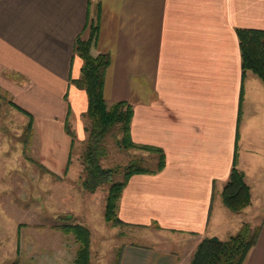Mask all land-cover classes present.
Instances as JSON below:
<instances>
[{"label": "crops", "instance_id": "0c3cea01", "mask_svg": "<svg viewBox=\"0 0 264 264\" xmlns=\"http://www.w3.org/2000/svg\"><path fill=\"white\" fill-rule=\"evenodd\" d=\"M95 23L91 52L110 58L106 104L128 103L132 142L165 155L161 172L129 179L117 215L127 227H155L167 248L128 245L119 264H189L204 238L228 239L248 223L251 184L264 179V85L242 71L236 34L264 31V0H0V92L32 117L54 172L69 157L65 121L84 139L87 97L71 84L82 66L73 46ZM236 136L250 189L239 213L221 201ZM243 264H264V226Z\"/></svg>", "mask_w": 264, "mask_h": 264}, {"label": "rangeland", "instance_id": "374dc122", "mask_svg": "<svg viewBox=\"0 0 264 264\" xmlns=\"http://www.w3.org/2000/svg\"><path fill=\"white\" fill-rule=\"evenodd\" d=\"M9 100L0 92V264H74L78 247L74 236L55 229L64 223L79 224L89 231V264H119L128 245L167 248L158 240L162 235L155 227L106 224L104 207L109 184H103L95 193L82 188L85 133L83 141L76 138L67 174L63 175L64 170L54 172L45 163L41 132L35 127L26 134L28 119L11 108ZM120 137L116 129L106 136L103 168L121 169L136 158L154 168L153 156L120 149ZM120 180L121 175L114 178ZM251 187L254 208L244 215L245 222L260 231L264 226V179H256ZM220 237L226 240L227 234L223 232ZM169 250L180 251L181 247L171 245Z\"/></svg>", "mask_w": 264, "mask_h": 264}, {"label": "trees", "instance_id": "16d2710c", "mask_svg": "<svg viewBox=\"0 0 264 264\" xmlns=\"http://www.w3.org/2000/svg\"><path fill=\"white\" fill-rule=\"evenodd\" d=\"M97 31V23L90 24L87 37L76 38L73 46V52L82 61V66L80 76L72 80L71 84L84 91L87 97V110L82 115V119L85 121L83 130L86 134L85 146L81 155L84 172L82 188L90 193H95L103 184H109L105 197L104 221L113 227H123L126 225L117 215L118 202L123 189L133 175H154L161 172L165 167V155L159 148L132 142L130 122L133 111L128 103L106 104L103 98V84L110 58L106 53L93 55L91 52L96 41ZM236 34L242 71H250L264 85V31L238 29ZM240 101L238 120H240L241 113ZM16 109L28 117L25 133L29 134L32 129V117L21 109ZM114 129L121 135L117 141V146L120 149L140 151L153 156L155 159L154 168L146 167L142 158L129 161L121 169L103 168L101 160L107 156L105 138ZM64 130L71 138L69 157L63 171V175H66L71 164V154L76 137L67 120ZM237 142L238 136H236L229 177L221 192L223 205L233 213L243 211L250 204V189L244 180V175L237 169ZM118 175H121V180L114 181ZM55 229L74 236L78 247L73 263L89 264V231L84 226L70 223L61 224ZM259 232V229H253L249 223H243L234 235L224 241L215 237L204 238L196 246L189 264H243L248 252L255 245Z\"/></svg>", "mask_w": 264, "mask_h": 264}]
</instances>
